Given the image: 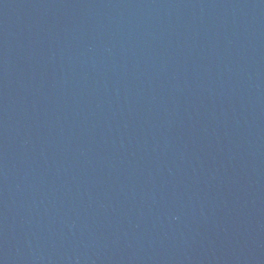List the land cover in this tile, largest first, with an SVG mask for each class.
I'll return each instance as SVG.
<instances>
[{
    "label": "water",
    "instance_id": "water-1",
    "mask_svg": "<svg viewBox=\"0 0 264 264\" xmlns=\"http://www.w3.org/2000/svg\"><path fill=\"white\" fill-rule=\"evenodd\" d=\"M0 264H264V0H0Z\"/></svg>",
    "mask_w": 264,
    "mask_h": 264
}]
</instances>
